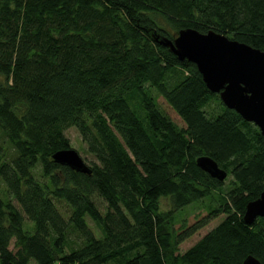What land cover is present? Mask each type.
Returning a JSON list of instances; mask_svg holds the SVG:
<instances>
[{
    "label": "trees",
    "instance_id": "1",
    "mask_svg": "<svg viewBox=\"0 0 264 264\" xmlns=\"http://www.w3.org/2000/svg\"><path fill=\"white\" fill-rule=\"evenodd\" d=\"M186 28L264 50V0H0V264H264V217L244 218L264 190L263 137L166 44ZM68 127L90 174L51 157ZM214 193L219 208L175 230Z\"/></svg>",
    "mask_w": 264,
    "mask_h": 264
},
{
    "label": "water",
    "instance_id": "2",
    "mask_svg": "<svg viewBox=\"0 0 264 264\" xmlns=\"http://www.w3.org/2000/svg\"><path fill=\"white\" fill-rule=\"evenodd\" d=\"M166 44L180 60L196 65L208 90L219 93L226 107L258 126L264 144V50L220 32H200L194 28L179 30L173 41ZM51 157L55 163L74 171L91 173L73 148L58 150ZM196 164L216 180L224 182L228 177V171L209 157H199ZM259 217H264V190L258 199L248 203L244 216L248 224ZM243 264L262 262L250 254Z\"/></svg>",
    "mask_w": 264,
    "mask_h": 264
},
{
    "label": "rangeland",
    "instance_id": "3",
    "mask_svg": "<svg viewBox=\"0 0 264 264\" xmlns=\"http://www.w3.org/2000/svg\"><path fill=\"white\" fill-rule=\"evenodd\" d=\"M159 102L161 103V106L165 110H167V107L164 104L163 100H160ZM218 104H219L218 101L213 100L209 105H207V109L209 111L218 110L219 108ZM167 112L169 113L168 110ZM65 135L70 141L71 148L75 149L79 153V155L83 158V160L87 164L90 165V162L93 158L89 153H87L86 145L83 142L77 129L75 127H68L65 130ZM1 141L2 140H0V143H2ZM230 180H231V177H228L225 180V184L228 185ZM218 197L219 195L214 193L213 199L211 200L209 198H206L197 203H194V204L191 203L192 205L191 204L187 205L185 207L186 209L182 208V210H179L177 215H179L180 217L175 222V225H174L175 230L178 231L180 227L182 226L183 217L184 219H186V225L190 226L191 224L195 222L197 218L207 215L210 209L219 208V201H218L219 198ZM13 203L14 205H17L15 201H13ZM158 203H159L160 211H168L172 209L169 197H165V196L160 197L158 200ZM225 217L226 215L224 213H219L218 216L211 218L205 226L199 228L197 231L193 232L191 235L186 237L181 243H179L178 251L180 253H183L187 248L192 246L202 235H204L210 229L218 225ZM13 245H14V241L11 242L10 247L12 248Z\"/></svg>",
    "mask_w": 264,
    "mask_h": 264
}]
</instances>
